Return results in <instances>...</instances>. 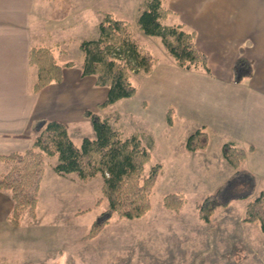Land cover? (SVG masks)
<instances>
[{
  "label": "rangeland",
  "instance_id": "374dc122",
  "mask_svg": "<svg viewBox=\"0 0 264 264\" xmlns=\"http://www.w3.org/2000/svg\"><path fill=\"white\" fill-rule=\"evenodd\" d=\"M35 1L34 10L27 12L23 20H29L32 33L35 26L44 28L36 42L49 46L52 40L48 36L52 37L54 31L48 35L45 29L50 25L48 17H53L49 13L51 0ZM37 5L46 8L37 10ZM21 12L7 11L9 21L17 23L14 18H19ZM103 13L88 10L82 23L70 32L61 33L63 43L59 50H65L66 59L80 61L79 43L98 36ZM137 15L138 11L135 18L125 20L132 22L137 42L151 53L154 64L149 71H130L131 82L137 90L135 95L103 108L97 105L93 112L106 118L124 136L139 135L150 153L145 173L153 165H161L150 209L133 219L113 214L96 236L88 237L93 220L108 206L105 198L99 200L101 175L85 181L75 173L58 175L53 169L57 157L44 155L36 217L23 216L19 224L13 226L8 215L0 223V264H264L260 225L243 221L246 204L264 189V179H254L252 195L244 198L242 195L250 191L251 183L245 176L228 181L233 169L221 156L212 135L204 151L190 152L185 148L186 137L199 124L174 117L179 98L177 85L181 82L179 68L159 36L145 35L138 30ZM3 16L0 10V18ZM189 94L193 96L190 91ZM169 108L175 120L173 126L166 124ZM84 133L88 136L86 129L73 132V141L78 146L82 139L77 136ZM8 168V163H0V173ZM226 181L223 196H231L233 200L229 206L214 212L210 226L198 218L197 208L206 195L215 193ZM168 193L184 195L185 203L180 210L163 206L162 199ZM246 243L251 244L254 252L261 253L262 261L255 262L256 257Z\"/></svg>",
  "mask_w": 264,
  "mask_h": 264
},
{
  "label": "crops",
  "instance_id": "0c3cea01",
  "mask_svg": "<svg viewBox=\"0 0 264 264\" xmlns=\"http://www.w3.org/2000/svg\"><path fill=\"white\" fill-rule=\"evenodd\" d=\"M142 1L51 0L49 13L53 17H48L50 25L45 30L48 35L54 31L52 37L48 36L52 40L49 46L63 65L62 79L34 92L36 68L27 63V55L31 46L44 45L36 42L44 28L35 26L32 33L29 20L23 17L34 10L36 1L0 0L4 13L0 18V154L29 148L34 137L31 126L42 118L63 122L72 140L73 132L80 129H86L89 137L94 136L84 111H96L107 88L97 87L94 76L81 75L82 57L77 63L66 59L65 50H59L63 43L61 33L82 23L88 10L133 19ZM163 5L171 13L162 23L181 24L185 30L193 31L195 44L207 56L209 67V73L201 66L178 67L181 82H177L175 119L197 121L198 127L205 126L208 144L212 135L220 149L227 142L241 148L252 146L241 168L255 180L264 179V0H164ZM41 7L45 5H37V10ZM9 10L22 11L19 18L11 17L17 23L9 21ZM240 56L250 62L252 72L235 83L232 65ZM85 136L79 134L77 138ZM11 209L9 193L0 191V223ZM246 246L256 257V263L262 261L260 252H254L251 244Z\"/></svg>",
  "mask_w": 264,
  "mask_h": 264
},
{
  "label": "trees",
  "instance_id": "16d2710c",
  "mask_svg": "<svg viewBox=\"0 0 264 264\" xmlns=\"http://www.w3.org/2000/svg\"><path fill=\"white\" fill-rule=\"evenodd\" d=\"M164 0H143L138 8L135 24L143 34L159 36L176 66L190 69L201 66L209 73L207 56L195 44V33L181 24L165 25L171 10L163 5ZM82 53L81 75H92L97 86L107 88L105 99L98 104L108 106L122 98L135 95L136 87L130 79V71H149L154 57L137 42L132 22L104 12L98 24V36L83 39L79 43ZM27 63L36 68L32 86L34 92L52 82L62 79L63 65L58 63L54 50L44 45H33L28 50ZM71 65L72 62H67ZM252 72L250 62L238 57L232 65V80L235 83ZM92 125L94 136H85L78 146L70 137L66 125L54 119H37L31 128L32 144L23 151L0 154V160L8 163L6 172L0 173V191H7L12 201L9 221L17 226L23 216L36 217L40 183L44 173V155L56 156L54 172L58 175L75 173L80 180H89L100 174L101 200H107V208L93 220L88 237L96 236L109 223L113 214L119 218L133 219L144 215L151 207V195L161 170L159 163L145 173L150 159L149 151L142 145L139 135L124 136L111 126L106 118L89 109L84 111ZM172 109L166 111V124L172 125ZM209 142L205 126L196 128L185 139V148L190 152L204 150ZM253 147L241 148L227 142L221 146V156L233 169L228 181L245 176L251 183L250 191L242 197H250L254 191L253 175L241 168L247 152ZM206 195L197 208V215L212 226L211 217L220 207H227L233 197L223 196V187ZM185 203L182 193H168L162 199L168 210L178 211ZM243 221L258 222L264 237V189L249 200Z\"/></svg>",
  "mask_w": 264,
  "mask_h": 264
}]
</instances>
